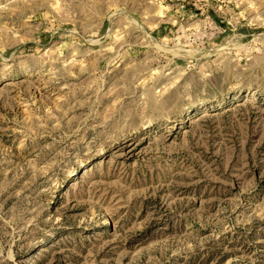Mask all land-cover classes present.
<instances>
[{
  "label": "rangeland",
  "instance_id": "rangeland-1",
  "mask_svg": "<svg viewBox=\"0 0 264 264\" xmlns=\"http://www.w3.org/2000/svg\"><path fill=\"white\" fill-rule=\"evenodd\" d=\"M0 264H264V0H0Z\"/></svg>",
  "mask_w": 264,
  "mask_h": 264
},
{
  "label": "bare ground",
  "instance_id": "bare-ground-1",
  "mask_svg": "<svg viewBox=\"0 0 264 264\" xmlns=\"http://www.w3.org/2000/svg\"><path fill=\"white\" fill-rule=\"evenodd\" d=\"M259 1V0H258ZM261 1V0H260ZM257 3V2H256ZM260 3V2H259ZM261 5H263V4H261ZM261 7V6H260Z\"/></svg>",
  "mask_w": 264,
  "mask_h": 264
}]
</instances>
